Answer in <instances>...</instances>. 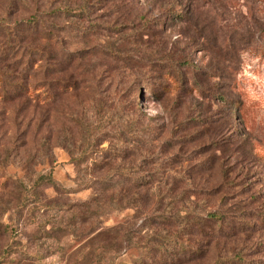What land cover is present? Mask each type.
<instances>
[{"label": "rangeland", "instance_id": "374dc122", "mask_svg": "<svg viewBox=\"0 0 264 264\" xmlns=\"http://www.w3.org/2000/svg\"><path fill=\"white\" fill-rule=\"evenodd\" d=\"M7 11L44 58L0 52V264H264V0Z\"/></svg>", "mask_w": 264, "mask_h": 264}, {"label": "trees", "instance_id": "16d2710c", "mask_svg": "<svg viewBox=\"0 0 264 264\" xmlns=\"http://www.w3.org/2000/svg\"><path fill=\"white\" fill-rule=\"evenodd\" d=\"M78 8H85L84 4L79 6ZM58 11H60V8H58ZM65 12H72L68 8L64 10ZM9 11L0 14V52L3 53V56H6L7 59L15 58L16 60H21L22 63L25 62V56L30 55L26 61L25 65H28L31 60H33L34 57L38 59H43L44 56H41L44 51L42 48L35 42V39H30L26 45H22L21 43L28 39V33L33 32V30L38 29L37 25L39 24V17L37 14H32L27 18H22L18 21H13L11 19ZM45 30V29H43ZM46 40H50V37L46 35H42ZM35 61V60H34ZM178 64H181V62H177ZM187 61L183 64L186 65ZM27 67V66H26ZM1 73V72H0ZM7 73L9 72H2L1 73V82L3 84V87L9 86L12 88L13 91H15L18 95H22V90L25 88L22 82H14L12 80H7V77H10L12 74L10 73V76H7ZM10 82V83H8ZM16 87H19L20 90H16L13 85ZM6 93V92H4ZM7 94V93H6ZM5 94V96H6ZM239 104V103H238ZM232 108L234 111H240L239 105L233 104ZM137 168H123V169H112L108 172H106L105 177H108L109 175L113 174H122L126 177H132V179H135V176H132L134 173H136ZM142 178H139L141 180ZM44 182H49L51 184H55V179L51 174H41L37 180L36 184H41ZM114 200V196H112L111 201ZM212 218L216 219L218 216L216 213L210 212L207 216V219ZM164 243H167L169 245H179V240L176 237H168V238H162L161 239ZM184 249H190V251H194L195 246L190 245L187 243L186 245L181 244Z\"/></svg>", "mask_w": 264, "mask_h": 264}]
</instances>
